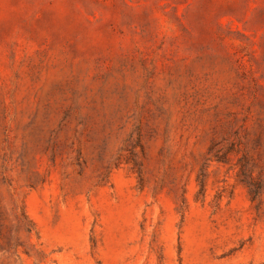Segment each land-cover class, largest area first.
Here are the masks:
<instances>
[{
	"label": "rangeland",
	"instance_id": "374dc122",
	"mask_svg": "<svg viewBox=\"0 0 264 264\" xmlns=\"http://www.w3.org/2000/svg\"><path fill=\"white\" fill-rule=\"evenodd\" d=\"M0 264H264V0H0Z\"/></svg>",
	"mask_w": 264,
	"mask_h": 264
}]
</instances>
